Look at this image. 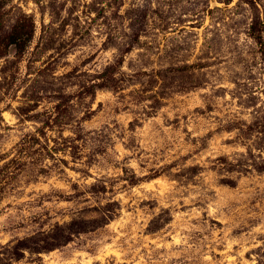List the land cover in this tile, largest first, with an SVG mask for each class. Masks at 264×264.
Segmentation results:
<instances>
[{
    "label": "rangeland",
    "instance_id": "1",
    "mask_svg": "<svg viewBox=\"0 0 264 264\" xmlns=\"http://www.w3.org/2000/svg\"><path fill=\"white\" fill-rule=\"evenodd\" d=\"M0 264H264V0H0Z\"/></svg>",
    "mask_w": 264,
    "mask_h": 264
},
{
    "label": "trees",
    "instance_id": "2",
    "mask_svg": "<svg viewBox=\"0 0 264 264\" xmlns=\"http://www.w3.org/2000/svg\"><path fill=\"white\" fill-rule=\"evenodd\" d=\"M34 31V22L29 21V23H25L22 20H19L9 33L0 35V55L12 45L23 49L33 38Z\"/></svg>",
    "mask_w": 264,
    "mask_h": 264
}]
</instances>
